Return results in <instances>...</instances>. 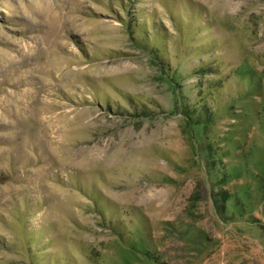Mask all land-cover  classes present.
<instances>
[{"label":"rangeland","instance_id":"obj_1","mask_svg":"<svg viewBox=\"0 0 264 264\" xmlns=\"http://www.w3.org/2000/svg\"><path fill=\"white\" fill-rule=\"evenodd\" d=\"M0 264H264V0H0Z\"/></svg>","mask_w":264,"mask_h":264}]
</instances>
